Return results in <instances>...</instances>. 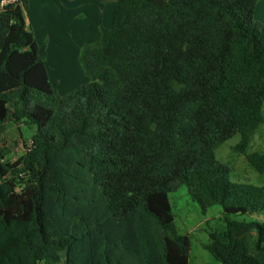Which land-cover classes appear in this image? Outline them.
<instances>
[{
	"label": "trees",
	"instance_id": "obj_1",
	"mask_svg": "<svg viewBox=\"0 0 264 264\" xmlns=\"http://www.w3.org/2000/svg\"><path fill=\"white\" fill-rule=\"evenodd\" d=\"M99 1L113 13L80 50L89 81L58 97L9 75L34 37L17 3L0 8V136L34 128L18 159L0 144V264H189L169 201L181 186L222 209L204 249L263 264L264 222L230 215L263 214L264 185L231 181L215 157L238 133L235 151L264 173V152H246L263 122L258 0Z\"/></svg>",
	"mask_w": 264,
	"mask_h": 264
},
{
	"label": "rangeland",
	"instance_id": "obj_2",
	"mask_svg": "<svg viewBox=\"0 0 264 264\" xmlns=\"http://www.w3.org/2000/svg\"><path fill=\"white\" fill-rule=\"evenodd\" d=\"M34 21V30L27 26L26 29L33 33L39 46H44V63L49 75L50 86L47 90L54 96H65L89 81L79 61L80 49L83 47L80 39L71 32L70 28L77 26L78 19L82 18V11L78 12L83 4H73L74 0H27ZM64 3V4H63ZM109 1L103 3L108 5ZM112 11V9H111ZM65 18L64 24H59L60 13ZM108 10L106 11V14ZM106 19V16H105ZM256 20V19H255ZM61 25V26H60ZM111 16H107L106 25L110 27ZM36 33V34H35ZM34 37V41H35ZM92 43V42H91ZM28 50V49H27ZM101 76H99V79ZM263 122L254 130L247 147V153L264 152V103L262 106ZM10 125L5 136L0 137V144L4 143L11 149L10 160L20 158L30 145V136L34 128L20 126L22 133L18 137L17 126ZM240 135L234 134L219 144L215 149L216 159L229 165L230 180L252 185H264V173H259L245 158L243 153L235 151ZM169 201L177 230L187 234L190 240L189 264H220L202 244L207 241L209 229L223 230L224 222L221 219L222 209L219 205H212L205 212L199 202L190 196L184 186L169 193ZM237 220L264 222L263 214L230 215ZM64 256V253H61ZM264 263V251L258 253Z\"/></svg>",
	"mask_w": 264,
	"mask_h": 264
},
{
	"label": "crops",
	"instance_id": "obj_3",
	"mask_svg": "<svg viewBox=\"0 0 264 264\" xmlns=\"http://www.w3.org/2000/svg\"><path fill=\"white\" fill-rule=\"evenodd\" d=\"M71 3L77 5H81L82 3H85L83 4V9H81L82 6H80L78 9L79 10L78 12L82 10L84 12L82 13L83 14L82 18L78 19L79 23L77 24V26H73L70 28L71 32L72 31L75 32V36L80 39V42H82L83 46L87 44H91V42L92 43L95 42L98 38L100 27L106 25L107 16H109V18L111 16V20H112L113 3L109 1L108 5H101L99 0H74ZM29 6H30L29 1L27 2L26 0L25 8L27 11V16L23 20V23L25 25V29L27 26H30L34 30L35 29L33 25L34 21H32V15ZM107 10L108 13L106 14ZM62 14L63 13L61 12L56 18L58 19L59 17V21H58L59 24H64L65 22V18L62 16ZM254 18L256 19V21L260 23H264V0L257 1L254 11ZM33 37H35V35ZM39 47L40 46L38 44V40L35 37V41L33 40L31 43L26 45L23 51L21 52L14 51L9 55L6 61V67L9 72V75L13 79L16 80V78L19 76V73L24 71V80L26 83L31 84L32 86L38 87L43 90H48L50 86V82H49V75L47 72V68L44 63V59L41 62H38L36 60L37 49ZM10 125L16 126L14 123L6 124L5 133L0 137L6 135ZM17 131H18V137H21L20 129L17 128ZM258 253L256 255L259 258ZM260 261L262 262L261 259Z\"/></svg>",
	"mask_w": 264,
	"mask_h": 264
},
{
	"label": "built area",
	"instance_id": "obj_4",
	"mask_svg": "<svg viewBox=\"0 0 264 264\" xmlns=\"http://www.w3.org/2000/svg\"><path fill=\"white\" fill-rule=\"evenodd\" d=\"M8 3H17L21 8V13H22L23 18H26L27 11H26V8L24 7L23 3H22V0H0V8L3 7L5 4H8Z\"/></svg>",
	"mask_w": 264,
	"mask_h": 264
}]
</instances>
